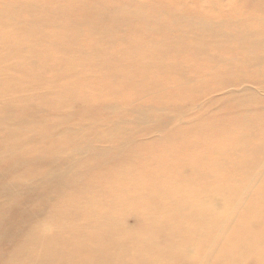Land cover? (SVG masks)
Instances as JSON below:
<instances>
[{
	"label": "bare ground",
	"instance_id": "6f19581e",
	"mask_svg": "<svg viewBox=\"0 0 264 264\" xmlns=\"http://www.w3.org/2000/svg\"><path fill=\"white\" fill-rule=\"evenodd\" d=\"M5 1H7V0H5ZM15 1H17V0H15ZM48 1L49 0H47V2ZM75 1H76L75 3L77 4V0H75ZM222 1L223 0H219V2H221V3H222ZM262 1L261 2L259 1L258 4H261ZM24 2H28V0L27 1L25 0ZM40 2H41V0H40ZM52 2H55V0H53ZM57 2H59V3H56V4L60 5V3L64 2V1H62V2L57 1ZM86 2H88V0ZM86 2H84V3L87 4ZM117 2H120V1L117 0ZM219 2L214 3L215 8H212V9L209 8V11H208L209 14H205L202 11L198 12V13L203 14L204 16L209 17V18L200 17L197 15V13H194L192 11L193 8H191V7H193V5L188 0H167V3L163 4L164 6H162L160 8H166V7H168V8L169 7L179 8L180 9L179 15L174 18L176 25H177V23H182L191 31L196 30L197 28L201 29V31L202 30L204 31V34H202V35H198L196 32H195L196 34L193 33V37L197 40H200V44H198L192 48V51L195 54L194 56H202V57L205 56V57H208L209 59H211L213 61H216V57L215 56L210 57L206 51L210 45H222L224 43H229V42L230 43L231 42H237V43L240 42V44L242 42H243V44L246 42L247 43L250 42L251 47L248 49V52H247L249 54V57H248V55H246V57H248L247 62H249L250 64H253V65L261 63V61L263 60L264 57L262 55H259L260 53L258 51L259 50L264 51V34H259L256 31H253V30L251 31L250 29H249V31H243L242 30V31L236 32L234 34H229L227 32L226 33H216L217 28L215 29V27H216L215 25H217V27L223 26L225 23H227L223 19L235 18V17H229V16L231 15V13L235 14V16H237L239 13L238 7H236L234 5V3H232L231 1L228 3L229 9L225 10V11H223V9H224L223 6L218 7L220 5ZM0 3H2V2H0ZM33 3H37V1L33 2ZM65 3H66V0L64 2V5L61 4L60 7H62V5L64 7ZM84 3L80 2L79 4H83L84 5L83 7H85ZM91 3L93 4L92 1H91ZM96 3H98V1ZM108 3L109 2L104 3V7H106V5H108ZM241 3H243V2H241ZM19 4L21 5V2L20 3L18 2V5ZM27 4H28L29 11L34 8L33 5H29V3H27ZM6 5H5V7L3 6V9H1L2 10L0 13L1 14L0 18L2 17L0 19L1 23H3L2 22L3 18L6 19L7 16L8 17L12 16V13H13L12 11L10 12L8 9V8H10V7H8L10 4H8L7 8H6ZM12 5H14V3H12ZM97 5H99V4H97ZM109 5H110V3H109ZM117 5H119V3ZM129 5L130 4L125 5V7H124L125 10H127V11L129 10L128 9ZM23 6L27 7V5H25V4H23ZM36 6H37V4H36ZM51 6L53 7V5H51ZM51 6H50V8H51ZM94 6L92 8H95L94 10H96L97 7H94ZM26 7L24 10H27ZM40 7H43V5L39 6V8ZM104 7H103V9H104ZM14 8H16V5ZM14 8H13V11H15ZM39 8H37V9L39 10ZM67 8L69 9V7H67ZM155 8H157V7H154V9ZM168 8H166V9L170 11V8L169 9ZM11 9H12V7H11ZM19 9H22V7H20ZM44 9L40 8L41 12H42V10L44 12ZM47 9H48V7H47ZM47 9H45V10L47 11ZM87 9L88 8L86 6V9L84 10V8H83L82 10L86 11ZM3 10H5V13L6 12L8 14L11 13V15H7L5 17L6 14L2 15ZM24 10H21L22 13H24ZM38 10L34 13L35 15L39 12ZM89 10H90V8H89ZM97 11H99V10H97ZM122 11H123V9H122ZM195 11H198V10H195ZM50 12H52L51 9L48 12L49 13L48 15H51ZM55 12H58V11H54L52 13L55 14ZM62 12H64V11H62ZM69 12H67L66 14H68ZM114 12L115 13H112L111 16H109V15L107 16V14L102 15L103 17L101 20L106 19V16H107V17H110L111 19H113V21H114L113 23H116V22L122 23V24L124 23V24H128L126 26H130L133 22V19L135 18L134 15L129 16V14H127V16H122L120 14V11L119 12L114 11ZM59 13H61V12L59 11L58 14ZM91 13H93V12H91ZM135 13L139 14L138 11H136ZM190 13H193V15L191 17L189 15ZM31 14H32V11L30 14L27 13L26 18L28 15H31ZM39 14H40V12H39ZM58 14H56L57 15L56 17H58ZM99 14H101V13H99ZM40 15H43V14L41 13ZM48 15L45 17L43 16V17L44 18H46V17L51 18V16H48ZM64 15H65V13H64ZM53 16H52V18H53ZM59 16L61 17V15H59ZM72 16H74V15L72 14ZM246 16L247 15H245V18H239L238 20L244 21L246 19ZM56 17H54V19ZM60 17H58V19L62 20L63 23L65 22L64 19L67 20L66 17L62 16L63 19H61L62 17L61 18ZM97 17L99 18V15H97ZM173 17H174V15H172V17L168 15V20L169 21L173 20ZM9 18H11V17H9ZM36 18H39V17H36ZM72 18L74 19V17H72ZM77 18H79V17H77ZM216 18H220V19L215 24H213L214 23L213 20ZM12 19H13V17H12ZM21 19L24 20V18H20V20ZM73 19H72V22H73ZM76 19H75V21H76ZM25 20H27V19H25ZM39 20H41V19L39 18ZM50 20H52V19H50ZM60 20H59V23H62V22H60ZM84 20H81V21H84ZM93 20H97V19L94 16H88V18L85 20L87 24L95 22V23H92L93 25L91 27H90L91 24L89 25V27L91 28L89 31H91L93 29V26L98 27L95 25V24H97L96 21H93ZM13 21H14V19H13ZM77 21H78V23L82 24L81 21L80 22H79V20H77ZM8 22L9 21H7L6 24ZM22 22H24V24L26 23V21H22ZM97 22H100V21L98 20ZM152 22H153V20H152ZM152 22L147 23V21H146V24L142 29L143 30L144 29L149 30ZM20 23H21V21H20ZM59 23L58 22L54 23V25L56 24L55 26H57V24H59ZM74 23H72L71 26H74V28H76L75 27L76 23L75 24ZM86 23H85V25H86ZM102 23H105V22L102 21ZM36 24H38V23H36ZM81 24H80V26H81ZM99 24L100 23H98L97 25H99ZM1 25L2 24H0V28H1ZM33 25L34 26H31V27H35V26L37 27V25H35V24H33ZM67 26H68V23H67ZM69 26H70V24H69ZM69 26H68V28H69ZM77 26H78L77 27V29H78L79 25H77ZM102 26H103V24H102ZM118 26H120V25H118ZM121 26H122L121 29L123 32V25H121ZM157 26H158V24H157ZM27 27H24V28H27ZM41 27H42V25H41ZM120 27H119V30H120ZM51 28H53V27H51ZM65 28L66 27H63V29H65ZM84 28L85 29H83V30H86L87 27L84 26ZM151 28H152V26H151ZM18 29H19L18 26L16 28L14 26V31L17 32ZM55 29H56V31H59V33H60L61 28L59 30H57V28H54V30ZM71 29H73V27H71ZM87 29H89V28H87ZM167 29H169V28H167ZM179 29H181V28H179ZM0 30L2 31V29H0ZM19 30H21V28ZM54 30H52L53 33L56 32V31L54 32ZM78 30H82V29H78ZM97 30H98V28H97ZM26 31H28V30H26ZM117 31L118 30L116 29V32ZM126 31H124L125 33L123 32L122 34H116L115 32L110 31V33L104 34L103 37L109 36L112 42L118 38L121 39L120 41H123V40L129 41L128 38L125 36ZM157 31L162 33L161 28ZM5 32H6V29H5ZM8 32L9 31H7V33ZM19 32L20 31L17 32L18 33L17 36L21 35V33H19ZM28 32H30V31H28ZM68 32H70V31H68ZM68 32H66V33H68ZM83 32H85V31H81L80 33L82 34ZM92 32L93 31H91L90 33H92ZM95 32H93L94 35L95 34L97 35V33H95ZM189 32H188V34H189ZM2 33H4V30ZM7 33H6V35H7ZM14 33H13V36H14ZM73 33H74V36H76V33L75 32H73ZM214 33H216V34H214ZM0 34H1V32H0ZM22 34H23V31H22ZM58 34L57 35L54 34V38H55V36L59 37L60 34H59V36H58ZM84 34H82L79 37L84 36ZM98 34L101 35V33H99V32H98ZM90 35H89V37H90ZM2 36L3 35H1L0 38H4ZM49 36H47V37H49ZM15 37H16V35H15ZM22 37H24V36L21 35V37H18V38L21 39ZM62 37L60 36L61 39L68 40V38L70 36H67L65 34L66 38H64V37L62 38ZM85 37L84 38L82 37V38L86 39ZM91 37H92V35H91ZM185 37L184 38L183 37L176 38V45L173 47L172 46L170 48L169 47H163L165 49H160L163 53L158 58H161L162 56L167 55V54H175V49L178 45L179 46L185 45V43H186V42L184 43ZM26 38H28V37H26ZM34 38H35V36H34ZM95 38H96V36L93 39H95ZM4 39H2V40L0 39V40L5 41ZM22 39H24V41H26L25 38H22ZM40 39H38L39 41H37V44H33V46L34 45L39 46V44L41 42ZM18 40L19 39H17V41ZM35 40H37V39H34L33 43L36 42ZM79 40H80V44H82L81 46L78 43ZM82 40L78 39V41H77L78 45L81 48L85 47V46H83V44L86 43L85 40H84L85 43ZM90 40L92 41V39H90ZM27 41H26V43L29 44L30 42H27ZM91 41H89V44ZM20 42H21L20 40H19V42H16V43H18L17 46H20ZM26 43H25V45L23 44L24 45L23 46L24 52L26 51L24 49L25 46L27 45ZM51 43H52V40H51ZM51 43L49 44V46L51 45ZM58 43L60 44V42H58ZM4 44H6V42ZM12 44H14V43H12ZM41 44H43V43H41ZM46 44H47V42H46ZM56 44L53 45L54 50H56V49L58 50L57 47L55 48V46H57ZM11 45L7 44V47L8 46L11 47ZM30 45H32V44L30 43ZM30 45H29V48H30ZM63 45H64V43H63ZM74 45H75V43H74ZM86 45H87V43H86ZM244 45H246V44H244ZM244 45H243V47H244ZM41 46L42 45H40L39 47H41ZM53 46H51V47H53ZM7 47H6V49H7ZM35 47L36 46H34L33 48H35ZM42 47H44V46H42ZM20 48L21 47H19V49ZM61 48H63V46ZM77 48H78V46H77ZM85 48H84V50H85ZM241 48H242V46H241ZM15 49H16V47H15ZM32 49H30V50H32ZM41 49H43V48H40V50ZM89 49H88V51H90ZM109 49H112V48H109ZM146 49H145V51H146ZM4 50H5V48H4ZM9 50H11V49H9ZM44 50H46L45 47H44ZM51 50H52V48H51ZM60 50H61V52H60V55H61L62 51H64V50H62V49H60ZM81 50H83V49H81ZM23 51L21 49V52H23ZM50 51H49V53H50ZM85 51H84V54H86ZM2 52H3V55L0 52V61H1L0 62V70L4 66L3 62H4V64H7V62H9L7 60V58L5 57L6 54L3 51V49H2ZM17 52H18V50H16V54H17ZM21 52H18V53L21 54ZM40 52H39V54H37L38 53V51H37L36 54L39 56V55H41ZM55 52L59 53V50L55 51ZM80 52H83V51H80ZM80 52H78L77 54H79ZM110 52L112 53V51H110ZM6 53H8V52H6ZM25 53H24V55H26V57H24V59H23L25 61H23V60L22 61L26 62V64H27V60H29V62H30V60H33V59L32 58L28 59L27 57H29V55H27V53L26 54ZM43 53H44V51L42 52V54ZM45 53H47V52H45ZM45 53H44V55H42L43 59L45 58L44 57ZM51 53H52V51H51ZM58 53L56 55H58ZM64 53H66V52H64ZM64 53H63V56L66 55ZM102 53H103V50H102ZM113 53H114V51H113ZM116 53H118V52H116ZM154 53H152V54L155 56ZM177 53L179 55H182V56H183V54H185V53H182L178 50H177ZM9 54L11 56V53H9ZM92 54H93V52H92ZM104 54H106V53H104ZM110 54H108V58H109ZM34 55H35V53H34ZM126 55H127V53H126ZM31 56L33 57V55H31ZM51 56H54V55H51ZM51 56L49 57V54H48V57L52 59ZM63 56H61V57H63ZM86 56H88V54H86ZM99 56H96V57H99ZM149 56L150 55H148V57ZM37 57L34 56V59H35V61L37 60V62H38L39 58H37ZM111 57H110V59H111ZM119 57H120V55H119ZM119 57L117 56V58L119 60L118 62H120V59H121V58L119 59ZM140 57H142V56H140ZM156 57H157V55H156ZM242 57L243 56H241V58ZM21 58L17 59V61L21 60ZM114 58L112 57V61ZM117 58L114 59L115 62L113 61L114 65H115V63H117ZM155 58H154L153 62H155ZM43 59H41V60L43 61ZM48 59H47V62H49L48 65H51L50 64L51 62L48 61ZM71 59H72V57H71ZM82 59H81V61H83ZM84 59H85V57H84ZM122 59H123V61H124V59L126 61V58L122 57ZM227 59H229V58H227ZM41 60H40V62H41ZM87 60H85V61H87ZM89 60L91 61L92 58ZM89 60H88V62H89ZM96 60H98V59H95L94 61H96ZM149 60H150V57L148 58V60L146 59L147 64L153 63V62H150ZM171 60H172V58H171ZM229 60H231V58ZM229 60H227V61H229ZM22 61H19V64H20L19 66L21 68L24 67V69H25V67H26L25 70H27L28 68L29 69L31 68V67H29L30 65L27 66L28 65L27 64L25 66L23 63H22L23 64L22 65L23 67H22L21 63H20ZM35 61L31 62V63L32 64L36 63ZM44 61L46 62L45 59H44ZM56 61L58 62V60H54L55 63H56ZM59 61H60V63H62L61 60H59ZM85 61L84 62L79 61V62L81 64V63H85ZM100 61H102V60H100ZM129 61L131 62V60H129ZM143 61H145V60H143ZM157 61H159V62H155V64L160 63L159 59H157ZM73 62H74V60H73ZM88 62L86 63V65L89 64ZM121 62H122V60H121ZM146 62H144V64H143V68H145V70H146V68H149L150 66L152 67V64H149L150 66H148L147 64H145ZM162 62H163V60H162ZM170 62L171 61H169V63ZM52 63H53V61H52ZM60 63H58V65ZM93 63H95V62H92V63L90 62L91 65ZM96 63H99V61H97ZM102 63H105V62H102ZM109 63H112V62H109ZM109 63H107V64H109ZM134 63H135V60H134ZM74 64L77 65L78 62L73 63V65ZM80 64H78L77 66H75V65L74 66L79 67ZM90 64H89V66H90ZM99 64H96V66ZM120 64H116V65H119L118 68L120 67ZM206 64L207 63H205L204 66L202 64L201 65L203 66V68L205 67V69H206V66H205ZM234 64H235V61H234ZM40 65H41V63L38 66H40ZM42 65H43V62H42ZM64 65L66 66V64H64ZM68 65H69V63H68ZM109 65L112 66V64H109ZM114 65L112 66L113 68H114ZM125 65H126V63H125ZM129 65H131V63L128 64L127 66H129ZM132 65H133V62H132ZM211 65L212 64H210V65L208 64L207 67L210 66V68L212 69L213 65H212V67H211ZM8 66H10V65L8 64ZM36 66L37 65H35V67ZM52 66H54V65H52ZM84 66L85 65L83 64L82 67H84ZM102 66H103V64H101V66H99V68ZM104 66H106V65L104 64ZM139 66H141V65H139ZM155 66H153V67L157 68ZM16 67L19 68L18 66H16ZM56 67H57V63H56ZM64 67L62 64L61 69ZM69 67L70 66H68V68ZM112 67H109V68L111 69ZM121 67H124V66H121ZM121 67H120V69H121ZM133 67H134V65H133ZM135 67H138V65H136ZM151 67L149 69L151 70V72H153L154 69H152L153 67L152 68ZM191 67L193 68V66H191ZM194 67H196V69H197V66L194 65ZM36 68L33 69V72L35 74H36ZM71 68H73V67H71ZM71 68L68 70L70 71ZM90 68L93 69V66ZM97 68H98V66H97ZM113 68L111 70L110 69L108 70V68H107L108 72H110L109 73L110 75H111V71L113 70ZM166 68L168 69V72L169 71L174 72L176 70L178 71L177 67L174 65H170ZM192 68H190L189 70H191ZM42 69H44V68H42ZM64 69H62V70H64ZM120 69H116V70H120ZM149 69H147V71H150ZM157 69H160V70H158V72H160L164 68L158 67ZM25 70H24V72H25ZM44 70H46V69H44ZM56 70H57V68H56ZM66 70H67V68H66ZM66 70H65V72H67ZM101 70L103 73L100 72ZM101 70L100 71L98 70L97 72H99V74H102L103 76L105 75V78L107 80H109V78L106 77V74L108 75V73L106 71H105L106 73L103 71L106 69L103 68ZM121 70H120V72H122V73H124L126 71V70H124V72H123ZM50 71H48V72H50ZM83 71L86 72V74H87V71H85V70H82V72L80 70L79 73L84 74ZM138 71L139 70H137V72ZM205 71L206 70L202 71V72H204V75H205ZM249 71H250V69H249ZM132 72L135 73V71L131 70L130 73L132 74ZM58 73H59V70H58ZM112 73H113V71H112ZM142 73L140 72L141 75H142ZM156 73H157V71L155 72V75H153V76L154 77L156 76V78L158 77L157 79H159V76H157V75H159V73H157V74ZM261 73H262V71H261ZM26 74H28V73L26 72ZM113 74H115V73H113ZM150 74L152 76V73H150ZM224 74H225V71L221 75L224 76ZM37 75H38V73H37ZM37 75H31L30 76L31 81L32 80L35 81L32 85L30 84L31 86H28V88H26V89H18V88L16 89L15 88L14 91H12L14 94H12V96H11V94H9L10 95L9 97L4 96L5 93L3 91H6L8 89V87H10L13 83H17V82L10 75H7L5 77L0 76V104L2 102V105H0V108L2 109L4 107V109L6 111V113L3 114V116H0V264H176L177 262L186 263V264H238V263L241 264V261L243 260V258H245V256L249 258L250 253H252L250 255H253L256 253V251L258 253L264 251V250H262V247L264 246V244L261 243V239L264 238V230L263 229L257 230L254 232V234H251V235H249V233H243V229L241 231L239 230L241 228L240 227L241 225L248 224L249 222L253 221L256 218H261V220H262L261 222H263V224H264V217L263 218H262V216L259 217L260 214H264V186H263V189H261L262 190L261 192H255L254 191V187L259 189L260 187H262L261 184L264 185V145L260 146L258 148V147L252 146V143L249 144L250 141L247 143V145L252 146V149H253V147L256 148V150L254 152L262 153V157H261L262 160H260V161L259 160L255 161V159H254V161H249L247 157H248V154H250V152H248V150H247L246 154L240 156L239 159H237V157H236V160L234 159V161H226V160H223V161L220 160V162L217 161L219 163H216V166L218 165V169L217 168L216 169L219 172L222 170H225V171H227V170H245L247 172V176L242 182H240L239 180H232V178L230 179L227 177V179L232 180V182L231 183L226 182L225 180H227V179L225 178L224 181L227 183L225 185V188L221 187L220 184H219L220 186L215 185L212 187L213 184H211V187H209V188L206 187L207 190L206 191L204 190V192H203V188L202 189H198V188L194 189L193 188L194 182H193V186H192V183H190L192 181H189V183L191 185L190 184H185L183 186L178 185L173 189H165L166 187H163L164 188L163 190H162V187L157 188V189L152 188L153 191L151 189V187H152V185H151V186H148L149 190L151 189L150 190L151 192L149 190L145 191V189L143 188L144 194H142L139 191L140 189H142V188H140L139 190L135 189V190H138L140 192V194H137L138 191L135 192L136 194L132 193L133 195H129V193H128V195H129L128 199H127L128 202H125L124 200L113 198V195H115L117 193V190H116V188L112 189L109 187L110 185L108 184V180L113 178V177L117 178V179L120 178L121 180H124V181L126 180V182H129V183H126V184H128L127 186H129V184H131V186L132 185L135 186V185L139 184L141 181L143 182V180L145 181V179H148V177L150 179H153V175H151L153 172L150 173L149 171L150 170L153 171L156 168L154 169L151 167V169L149 171L147 169H146L147 171H139V169H138V171L131 172L129 169H126V167H129V166L133 165L134 163H136L137 157L140 160V156L133 149L134 146H139V147L145 146V147H147L146 143H145V145H143L145 141L137 143V141L139 139H137L136 137H138L139 135L138 136H136V135L138 133L140 134L142 132V130H143V133L145 135L150 134V133H151L150 135H152L153 133L161 132V133H159L160 135L157 136L158 138H154L155 140H160L159 143H157L158 147H161L164 144L169 145L168 143H164V142L162 143V141H164L163 139L167 140L169 138V133H170V130L165 129L162 126V124H165L166 122H168L171 119V116H167L166 118L161 120V122H158V124H149V123H145V122L140 121V120H136V124H137L136 127L137 128L136 127L126 128V127L122 126V123L124 121L121 122V120H125L126 117L123 118L124 115H121L122 119L118 123H115L112 128H108L105 131L103 130L104 131L103 135L99 134L98 128H94V129L88 128V127H91V125L89 126L86 123L83 124L82 126L81 125L71 126V122H73L72 120L79 119V118H77L75 112L72 111L73 105L75 106L76 104H78L79 99L78 98L77 99H75V98L69 99L68 97H66V95H68V93L70 92L71 87H73V89H80L83 86V88L85 87L84 89H86L88 87H90V90L95 89V90H93L94 94L91 92L92 96H91V94H88V95H90V97L88 99H86L87 100L86 102L83 101L85 99V96H82L79 92L78 93L80 95L77 93L79 96H81V99L84 102V104H82V106L87 107L90 110L91 117L93 120L92 127H93V125H96V124H94L95 118H96L94 115H97L96 113L99 111V108L94 106L95 101L102 100V99H109L108 97H110V95H112L109 92V90L107 89V87H101V88L97 89L98 88V85H97L98 82L90 77L89 80H85L84 82H77L76 84L69 83L68 85H66L67 86L66 90H64V88L61 87V89L57 88L56 90H53V92L49 91L48 95H46L45 97H43L41 99L42 104H44V102H46L48 105L49 104H56L57 99H55L54 97H56L57 96L56 94L59 93V97H58L59 101L62 102L65 98H68L69 99L68 103L70 102L71 106H69V108H64V109L60 108V109L64 110L63 116L61 119L62 122L59 120L61 122L60 125L55 126V127L46 128V129L43 128L44 130L40 132L39 128H42L41 122H43L45 120V117L47 118V116H50L51 113L50 114L49 113L48 114H42L41 107L37 106L39 100L33 99V97L30 98L27 96V93L29 92L30 89H34V88L40 86L41 84H45V83L49 82L45 78L39 77ZM47 75H48V73H47ZM54 75L55 74H53L52 76H54ZM56 75H58V74L56 73ZM60 75H62V71H61ZM60 75H58V76H60ZM80 75L81 74H79V77L81 78L82 75L81 76ZM126 75L129 77L128 74H126ZM164 75H166V74H164ZM48 76H50V74ZM48 76H46V78ZM118 76L115 78L118 79L119 78ZM130 76H132V75H130ZM143 76H145V75H143ZM167 76H168V74H167ZM171 76H173V75H171ZM240 76H241V79L244 78V76H242V75H240ZM161 77H162L161 79H163L164 76L161 75ZM217 77H218V74H217ZM226 77L228 78V76H226ZM237 77H239V76H237ZM55 78H60V77H55ZM103 78L101 79V81L103 80L102 86H104V80H105ZM177 78H179V77H177ZM208 78L210 79V77H208ZM212 78L213 77H211V79ZM220 78H218V80L219 79L221 81L224 80L222 77H220ZM227 78H226V80H224V81H227L225 84H224V81L221 82L219 80V82L223 83L224 86L222 85V87H221V84L218 82L220 84L218 86V88H219V90L222 88H225V87L227 89H229V92L225 93V94H228V97H229L228 100H226V97L222 98V99H225L224 100L225 102L227 101L226 104H228V106H229L230 102H235V104L237 106H239L241 104H242V106H244L243 104L248 100L249 94L254 96L256 93H260V91L264 92V87H260V86H258V88L252 87V86H250V84L246 83L247 81H244V80H239L240 82H237V83H234V81H233V83H231L230 81L227 80ZM130 79H131V77H130ZM138 79H140V78H138ZM138 79H135V81ZM168 79L169 78H165L166 81ZM182 79L183 78H181V80ZM229 79H231V78H229ZM82 80L83 79H81V81ZM145 80H141V81H143L142 83H145L144 82ZM165 80H164V82H165ZM206 80H208V79H206ZM58 81H60V80H58ZM196 81L194 80V82H196ZM205 81H203L202 84H205ZM50 82H54V81H50ZM112 82H114V81H112ZM160 82L161 81H159V83ZM178 82H180V79ZM208 82H210V81H208ZM28 83H31V82H28ZM59 83H61V82H59ZM162 83H163V81H162ZM189 83H190V81L186 78V80H184L182 85H184L185 87H189ZM260 83L264 84V80H263V82H260ZM163 84L166 85V82ZM215 84H217V83H215ZM26 85L27 84H25V86ZM105 85H107V84H105ZM144 85H142V86H144ZM152 85H151V87H152ZM158 85L159 84L157 83V85H155V87ZM160 85H161V83H160ZM165 85H163V86L165 87ZM178 85H179V83H178ZM210 85H212V84H210ZM91 86H93L94 88L93 87L91 88ZM197 86H198V84H197ZM125 87H126V90H124V92L122 90V92L124 94L128 95L125 91H127L128 93H131L132 89L129 92V90H127L128 86H125ZM153 87H154V85H153ZM160 87L163 88L162 85ZM166 87H167V85H166ZM215 87H213L214 92H212V90L209 92L210 98L208 99V101H210V102H214V101L216 102L217 101L219 103V101H220V100L218 101L219 97H216L214 95L218 94V92H220V91H218L216 93L215 91L217 89H215ZM135 88H133V89H135ZM138 88H139V86L137 87V89ZM167 88L169 89V86ZM167 88H165V90H168ZM211 88L212 87H210V89ZM128 89H129V87H128ZM137 89H135V91ZM140 89H143V87ZM81 90H83V89H81ZM86 90L88 91V89H86ZM86 90H84V91H86ZM90 90H89V93H90ZM154 90L156 91L157 89L154 88ZM174 90H172V91H174ZM106 91H108L110 93V95L107 92L108 96H106ZM138 91H141V90H138ZM138 91H136L137 92L136 94L140 93ZM159 91H161V89ZM163 91H164V89H163ZM81 92H83V91H81ZM176 92H177V89H176ZM202 92H200V93H202ZM119 93H121V92H119ZM123 93H121V94H123ZM164 93H166V92H164ZM164 93L162 92V94H164ZM206 93H208V92H206ZM221 93H223V92H221ZM168 94H169V92H168ZM50 95H51V97H50ZM78 95H77V97H78ZM83 95H86L85 92L83 93ZM130 95L131 96H129V95L128 96L132 97V95H135L134 91H133V94L131 93ZM156 95H158V93H156ZM232 95H235V97H233ZM262 95H264V94H262ZM52 96H54V97H52ZM188 96H190V95H188ZM196 96H198V95H196ZM231 96H232V98L230 99ZM71 97H73V96H71ZM113 97H114V95H113ZM121 97H122V95H121ZM152 97H153V95H152ZM154 97H156V96H154ZM180 97L178 98V100L180 99ZM191 97H193V96H191ZM256 97H255V99H256ZM110 98H112V97H110ZM128 98H127L126 103L123 101L124 104H127L129 102ZM20 99L22 100V103H23L22 105H18V104H20ZM133 99H131L130 103L133 102L132 101ZM202 99H204V97ZM181 100H183V98ZM189 100H191V99H189ZM189 100H187V101H189ZM184 101H185V99H184ZM119 102H120L119 98H116V101L111 102V105H114L116 107H120L122 104ZM157 102L160 103L159 100H157ZM192 102H189L190 104L191 103L193 104L192 106L195 105L194 103H197V102H194L193 100H192ZM220 102H222V100ZM180 103H182V101ZM185 103L186 102H184V104ZM255 103H258V102L256 101ZM64 104H66V103H64ZM89 104H91V106H89ZM102 104L105 105L104 103H102ZM221 104L222 103H220V105L219 104L218 105L221 106ZM223 104L225 105V107L223 105L222 106L224 108H226V104L225 103H223ZM258 104H260V106L263 105L261 103H258ZM39 105H40V103H39ZM67 105H64V106H67ZM198 105L199 106L203 105V107H204V104H198ZM232 105H234V104L232 103ZM44 106H45V108L43 107L44 109H46V110L49 109V108L47 109L46 104ZM55 106H57V104ZM76 107H78V105H76ZM94 107H96V108H94ZM223 107L222 108L220 107V108L224 112ZM245 107H246V104H245ZM258 107H259V105H258ZM52 108H54V107L52 106ZM242 108H244V107H242ZM1 109H0V111H1ZM50 109H51V107H50ZM232 109H233L232 111H237V109H239V108L234 110L235 108L232 107ZM262 109H263V107H262ZM52 110H49V111H52ZM118 110L119 109L113 110L111 115H113L114 113H120ZM230 110H231V108H230ZM230 110H229V112H230ZM248 110L251 111L249 109V107H248L247 111ZM253 110L255 111V108L252 109V112H253ZM256 110H257V106H256ZM19 111H22L21 115H18ZM219 111H221V110L219 109ZM258 111H259V109H258ZM241 112L243 114L244 111L242 110ZM215 113L218 114V112H215ZM255 113L256 112H254V114ZM257 113H259V112H257ZM188 114H186V115H188ZM198 114H196V116ZM217 114H216V116H217ZM228 114H230V113H228ZM234 114L238 115V113H233L232 115H234ZM259 114H258V117L262 118L264 116L263 112H262L263 116H259ZM115 115H117V114H115ZM211 115L212 114H210V116ZM125 116H127V115H125ZM220 116H221L220 117V119H221L222 115H220ZM241 116H243V115H241ZM218 117H219V114H218ZM224 117L228 118L226 114H224ZM224 117L222 118V120L224 119ZM81 118H80V120H81ZM110 118L108 120H110ZM238 118L235 121H238L239 120ZM247 118H249V117H247ZM252 118H255V117L253 116ZM51 119H53V117ZM212 119L214 121V117ZM250 119L247 120L246 122L250 123V121L251 122L255 121L257 118L255 120L254 119L250 120ZM112 120L113 119H111V121ZM208 120L210 121L209 117H208ZM225 120L227 121V119H225ZM225 120H224V122H226ZM245 120L246 119H244V121ZM75 121H77V120H75ZM183 121L186 122V120H183ZM203 121H205V120H203ZM221 121L219 122V119H218V121H217L218 123L213 122L214 126H215V124H216V126L221 124ZM244 121H242V123ZM84 122H85V120H83V123ZM105 122L107 123L106 120H105ZM96 123L101 124L102 122L96 121ZM198 123H202V121L201 122L198 121ZM228 123H229V121H228ZM235 123L237 124V122H235ZM239 123H240V120H239L238 124ZM242 123H241V125H243ZM247 123H246V125L249 126V124H247ZM261 123H263V122H261ZM102 124L106 125L104 123H102ZM188 124H190V122ZM225 124L227 126V123H225ZM229 124L227 127L230 126ZM251 124L254 125L256 123L254 122V124H253V122H252V123H250V125ZM86 126H88V127H86ZM184 126H186V124ZM188 126H186L185 128L188 129ZM94 127H96V126H94ZM104 127H106V126H104ZM180 127L183 128L182 126H180ZM201 127L203 128V126H201ZM221 127H222L221 132L223 131L222 133H224L225 130H223V126H221ZM181 128L179 130H181ZM215 128H217V127H215ZM205 129H208V127L207 128L205 127ZM213 129L214 128H212V130ZM236 129H237V127H236ZM188 130H192V129H188ZM215 130H213V131H215ZM194 131H192V132H194ZM83 132H88L89 136H86V134H82ZM205 132H202V133L205 134ZM232 132H235V131H232ZM177 133H181V131L177 132ZM202 133H201V135L204 136ZM1 134H4L5 138L2 139ZM74 134L76 135V137L73 136L75 138H73V137L71 138L70 136H72ZM219 134H220V132H219ZM125 135L127 138H125ZM230 136L228 137L229 139H231ZM121 137H123L125 139H122ZM181 138L184 139L186 137H181ZM181 138L180 139L178 138V141L181 140ZM154 139H152V140H154ZM186 140H187V138H186ZM194 140L192 139V144L196 145L198 140H197V142ZM41 141L45 145H39L38 142H41ZM188 141H186L184 143H187ZM193 141L196 143H194ZM105 142L110 143L112 146L116 147L117 149H123L124 147L122 145H128L126 148L131 149V151L127 153V150H128L127 149L126 151L121 152L119 157H117V156L116 157L106 156V155L111 154L110 152H112V150L105 151L103 154L101 153V149H102L101 144H103ZM184 143L183 144L181 143L178 145V147H176V146L175 147L176 148H182V147H184ZM190 143H191V141H190ZM199 143L200 142H198V144ZM261 143L263 144L262 141H261ZM174 144H175V142H174ZM200 144H202V143H200ZM190 145L191 144H189V146ZM243 145H245V144L243 143ZM201 146H203V145H201ZM201 146L198 145V147H201ZM213 146L214 145H212V147L211 146L210 147L213 148ZM165 147L167 149L168 148L170 149V146H165ZM186 147H187V145H186ZM135 148H137V147H135ZM222 148H223V146H222ZM203 149L205 150V148L202 147V151H203ZM252 149H250V150H252ZM174 150H176V149H174ZM178 150H180V149H178ZM229 150L230 149L228 147V150H227L228 153L225 152L226 155L231 154L230 153L231 151L229 152ZM168 152L170 153V151H168ZM171 152H172V150H171ZM218 152H220V151L218 150ZM173 153H175V152H173ZM223 153H222L221 159H223L225 156ZM170 154H172V153H170ZM214 154L215 153H213L212 155H214ZM217 154H219V153H217ZM200 155H201V151H200ZM172 156H174V155H172ZM172 156L170 155V157H172ZM204 156H201V157H204ZM215 156H216V154H215ZM217 156H220V155H217ZM226 157H228V156H226ZM259 157H260V155H259ZM175 158L179 159V157H175ZM172 159H173V157H172ZM172 159H171V161L176 163V159L175 160H172ZM197 159H198V157H197ZM197 159H194V160H197ZM203 159H202V161H203ZM180 162H178V163H180ZM213 162H212V165L215 164V163L213 164ZM176 164H174V165H176ZM165 165L168 166L166 163H165ZM186 165L191 167V168L193 167L196 174L198 175V176H196V179L199 181L200 184H202V187L203 186H210V183H209L210 176H209V178H207V177L202 178L201 177V176H203L201 174L204 173L203 169L201 168V165L195 166V163H192V162H189ZM140 167L138 166L135 169L137 170V168H140ZM147 168H149V166ZM159 169L162 170V168H160V167H159ZM213 169L215 170V168H213ZM219 169H221V170H219ZM142 170H145V168L143 167ZM162 172H163V170H162ZM141 174H143L144 176L142 175V176L138 177V175H141ZM171 175H173V173ZM167 176H168V174H167ZM216 176H217V174H216ZM216 176L214 175L213 177H216ZM141 177H144L145 179L143 178V180H142ZM170 177L172 178V176H170ZM218 178H219V176H218ZM164 179H165V177H164ZM173 180L175 181V178H173ZM173 180L171 181V183L173 182ZM217 180H221V179H217ZM176 182H178V181H176ZM181 182H182V180L180 181V183ZM206 182L209 183V185H204ZM184 183H186V180ZM149 184L150 183H147V185H149ZM147 185L145 184V186H147ZM181 192L191 193V198L180 197L179 194ZM203 193H204V195H203ZM153 196H154V198H153ZM145 199H146L145 205H141V203ZM149 199H152V201H150ZM131 204L135 205V207L132 208L133 212L131 214L137 216L138 221L139 220L143 221L144 224H145L144 221H148L151 224V226H147L141 232L138 231V229L135 231H130V230H126V226L124 223L118 222L120 219L118 216L119 215L118 212L126 209L127 207L130 208ZM209 204H211V205H209ZM246 211H248V212H246ZM251 212H253V214H250ZM164 221L166 222V225H162V223ZM117 224L123 230H120L119 226ZM124 228H125V230H124ZM161 237H163L164 242L159 240V238H161ZM217 250L220 251V255L218 257H215L214 253ZM255 261H258V259L257 260L255 259ZM259 263H261V261Z\"/></svg>",
	"mask_w": 264,
	"mask_h": 264
},
{
	"label": "rangeland",
	"instance_id": "374dc122",
	"mask_svg": "<svg viewBox=\"0 0 264 264\" xmlns=\"http://www.w3.org/2000/svg\"><path fill=\"white\" fill-rule=\"evenodd\" d=\"M25 0H17V1H15V0H7V1H5V0H0V2H2V3H0V13H1V9H3V6L5 7V5L8 3V4H10L9 6H8V4L6 5V8H7V6L8 7H10V8H8L9 9V11L11 12H13L12 13V16H9V17H11V18H9L7 15H11V13H5V10H3V13H2V15H4V14H6L5 15V17H6V19L5 18H3L2 20V22L3 23H1V21H0V24H2L1 25V28L0 29H2V31L0 30V32H1V34H0V36L1 35H3L2 37H6L5 39L4 38H0L1 40L2 39H4L5 41H1L0 40V52L2 53V55H3V52H2V49H3V51L5 52V57L7 58V60L9 61V62H7V64H4V62H3V67L1 68V70H0V76H2V77H5V76H7V75H10V76H12V78H14V80L17 82V83H13L10 87H8V89L6 90V91H3L5 94H4V96H10L9 94H11V96H12V94H14L12 91H14V89L16 88H18V89H26V88H28V86H31L35 81H31V79H30V76L31 75H37V73H38V75L37 76H39V77H42V78H45L47 81H49V82H47V83H45V84H41L40 86H38V87H36V88H34V89H30L29 90V92L27 93V96L28 97H33V99H36V100H39L38 101V104H37V106H40L41 107V109H42V114H50V116H47V118L45 117V120L43 121V122H41L42 123V128H39V131L41 132V131H43L44 129H46V128H50V127H55V126H58V125H60L61 124V122H62V116H63V112H64V110H62V109H64V108H69V106H71V104H70V102L68 103V100L69 99H72V98H75V99H79V103L78 104H76V105H78V107H76V105L74 106L73 105V108H72V111L73 112H75V114H76V116H77V118H79V119H75V120H77V121H75V120H72L73 122H71V126H77V125H83V124H87V125H91V127H88V126H86V127H88V128H98V131H99V134H101V135H103L104 134V131L106 130V129H108V128H112L113 127V125L115 124V123H118L122 118H121V115H124L123 116V118L124 117H126L125 118V120H121V122L122 121H124L123 123H122V126H124V127H126V128H133V127H136V120H140V121H143V122H145V123H149V124H158V122H161V120H163L164 118H166L167 116H171V119L168 121V122H166L165 124H162V126L165 128V129H168V130H170V133H169V138L166 140V139H163L164 141H162V143L164 142V143H168L169 145H167V144H164L163 146H161V147H158V144L157 143H159V141L160 140H155L154 138H158L157 136L158 135H160L159 133H161V132H158V133H153L152 135H150V134H144L143 133V130H142V132L139 134H137L136 136H138V137H136L137 139H139L138 141H137V143L138 142H143V141H145L144 142V144L143 145H145V143H146V145H147V147H139V146H134V150L136 151V153L140 156V160H139V158L137 157V162L136 163H134L133 165H131V166H129V167H126V169H129L131 172H133V171H138V169H139V171H149L150 169H151V167L152 168H156L155 170H153V171H149L150 173L151 172H153L151 175H153V179H150L149 177H148V179H145L144 177H141L142 178V180H143V178L145 179V181L143 180V182L141 181L139 184H137V185H135V186H131V184H129V186H127L128 184H126V183H129V182H126V180L124 181V180H121L119 177V179H117V178H111V179H109L108 180V184L110 185L109 187L110 188H112V189H115L116 188V190H117V193L115 194V195H113V198H116V199H120V200H124L125 202H128L127 201V199H128V196L129 195H133V194H136L135 192H137L140 188H142V189H140L139 191L142 193V194H144V190H143V188L145 189V191H147V190H149V187L148 186H151L152 185V187H151V189L153 188V189H157V188H161L162 187V190L164 189L163 187H166L165 189H173V188H175L176 186H183V185H185V184H190V183H192V186H193V182H194V186H193V188L195 189H202L203 188V192H204V190L206 191L207 189H206V187H211V184H213L212 185V187L213 186H220L221 185V187H223V188H225V185L227 184L226 182H228V183H231L232 182V180H239L240 182H242L245 178H246V176H247V172L245 171V170H227V171H225V170H222V171H218L217 169H218V165L216 166V163H219L220 162V160L221 161H223V160H226V161H234V159L236 160V157H237V159H239V157L240 156H242V155H244V154H246L247 153V150H248V152H250V154H248V160L249 161H254V159H255V161H260V160H262V153H259V152H254L255 150H256V148H254V147H260V146H263L264 145V116H263V114H262V112L264 113V95H262V94H264V92H262V91H260V93H256L254 96H252L251 94H249V97H248V100L243 104L244 106H242V104L241 105H239V106H237L236 104H235V102H230L229 103V106H228V104H226L227 103V101L225 102L224 100L225 99H222V98H225L226 97V100H228V94H225V93H228L229 92V89H227L226 87L225 88H222V89H220L219 90V88H218V86L221 84V87H222V85H223V83H221L222 81H224V80H226V76H228V78H227V80L228 81H230L231 83H233V81H234V83H237V82H240L239 80H244V81H247L246 83L247 84H250V86H252V87H255V88H258V86H260V87H264V84H261L260 82H263V80H264V58H263V60L261 61V63H259V64H255V65H253V64H250L249 62H247V58L249 57V54L247 53L248 52V49L251 47V43L250 42H246V43H244V44H246V45H244L243 44V42L240 44V42L239 43H237V42H229V43H224V44H222V45H210L208 48H207V53H208V55L210 56V57H212V56H215L216 57V61H213V60H211V59H209L208 57H202V56H194L195 54H194V52L192 51V48L194 47V46H196V45H198V44H200V40H197V39H195L194 37H193V33L194 34H198V35H202V34H204V31L202 30L201 31V29H196V30H193V31H191V30H189L184 24H182V23H177V25L175 24V21H174V18L176 17V16H178L179 15V8H174V7H169L170 8V11L169 10H167L166 8H168V7H166V8H160V7H162V6H164L163 4H166L167 3V0H118V1H120V2H117V0H97L98 1V3H96L97 1L96 0H88V2H86L87 0H77V4L75 3L76 1L75 0H66V3H65V6L63 7V5H64V2H65V0H55V2H52L53 0H49L48 2H47V0H41V2H40V0H28V2H24ZM27 1V0H26ZM30 1V2H29ZM37 1V3H33V2H36ZM57 1H60V2H62V1H64V2H62V3H60V5H57L56 3H59V2H57ZM86 2L87 4H85L84 2ZM91 1L93 2V4L95 5H93L92 3H91ZM106 1V2H105ZM126 1V2H125ZM188 1H190L191 2V4L193 5V7H191V8H193L192 9V11L194 12V13H197V15L198 16H200V17H206V16H204L203 14H200V13H198V12H200V11H202V12H204L205 14H209L208 13V11H209V8L210 9H212V8H215V6H214V3L215 2H219V0H188ZM232 2V3H234V5L236 6V7H238V9H239V13H238V15L237 16H235V14H232L231 13V15L229 16V17H235V18H232V19H227V18H225V19H223L224 21H226L227 23H225L223 26H220V27H217V25H215L216 27H215V29H216V33H229V34H234V33H236V32H239V31H249V29L252 31H256L257 33H259V34H264V0L262 1V0H223L222 1V3L221 2H219L220 3V5L218 6V7H221V6H223V11H225V10H228L229 8H228V3L229 2ZM259 1L261 2L262 1V3L261 4H258L259 3ZM18 2L20 3L21 2V5L19 4L18 5ZM80 2H82V3H84L85 4V7H83L84 5L83 4H79ZM96 4H95V3ZM107 3V2H109L110 3V5H109V3H108V5H106V7H104V3ZM112 2V3H111ZM126 4H125V3ZM241 2H243V3H241ZM5 3V4H4ZM12 3H14V5H12ZM27 3H29V5H33L34 6V8L33 9H31L30 11H29V9H28V4ZM41 3V4H40ZM52 3V4H51ZM114 3V4H113ZM119 3V5H117ZM23 4H25V5H27V7L26 6H23ZM36 4H37V6H36ZM61 4H63L62 5V7H60L61 6ZM97 4H99V5H97ZM128 4H130L129 5V7H128V11L127 10H125V5H128ZM199 4V5H198ZM257 4V5H256ZM12 5V6H11ZM15 5H16V8H14L15 7ZM43 5V7H40L41 9H47V7H48V9H47V11L44 9V12H43V10H42V12H41V10H40V8H39V6H42ZM51 5H53V7L51 6ZM97 5V6H96ZM116 5V6H115ZM134 5V6H133ZM255 5V6H254ZM18 6V7H17ZM50 6H51V8H50ZM57 6V7H56ZM80 6V7H79ZM86 6H87V10L86 11H84L85 9H86ZM90 6V7H89ZM97 7V9L96 10H94L95 8H92V7ZM115 6V7H114ZM253 6V7H252ZM260 6V7H259ZM262 6V7H261ZM11 7H12V9H11ZM20 7H22V9H19ZM25 7L27 8V10H24L25 9ZM67 7H69V9L67 8ZM84 8V10H82L83 8ZM103 7H104V9H103ZM154 7H157V8H155L154 9ZM217 7V8H218ZM255 7V8H254ZM13 8H14V10L15 11H13ZM37 8H39V10L37 9ZM51 9V11L52 12H54V11H60L61 13H59L58 14V12H55V14H53L52 12H50V14L51 15H48L49 13V11H50V9ZM61 8V9H60ZM65 8V9H64ZM89 8H90V10H89ZM168 8V9H169ZM5 9V8H4ZM11 9V10H10ZM17 9V10H16ZM40 12V14L42 13L43 15H40L39 14V12L35 15L34 13L37 11V10ZM79 9V10H78ZM92 9V10H91ZM112 9V10H111ZM119 9V10H118ZM122 9H123V11H122ZM198 10V11H195V10ZM7 10V9H6ZM21 10H24V13H22V11ZM34 10V11H33ZM54 10V11H53ZM81 10V11H80ZM89 10V11H88ZM94 10V11H93ZM97 10H99V11H97ZM131 10V11H130ZM231 10V9H230ZM31 11H32V16L34 17H32L31 15H28L27 16V18H26V15H27V13L28 14H30L31 13ZM62 11H64V12H62ZM69 12L68 14H66L67 12ZM114 11H116V12H119L120 11V14L122 15V16H127V14H129V16L130 15H134L135 16V18L133 19V22H132V24L130 25V26H126V25H128V24H122V23H118V22H116V23H113L114 21H113V19H111L110 17H107L108 15L109 16H111V14L112 13H115ZM136 11H138L139 12V14H136L135 12ZM150 11V12H149ZM30 12V13H29ZM82 12V13H81ZM91 12H93V13H91ZM15 13V14H14ZM17 13V14H16ZM20 13V14H19ZM64 13H65V15H64ZM99 13H101V14H99ZM253 13V14H252ZM14 14V15H13ZM34 14V15H33ZM51 16V18H48V17H46V18H44L45 16ZM56 14H58V17H60L59 15H61V17L63 16V17H66L67 18V20L66 19H64L65 20V24L62 22V20H60V19H58V17H56L57 15ZM72 14L74 15V16H72ZM96 14V15H95ZM107 14V16H106V19H104V20H101L102 19V15H106ZM149 14V15H148ZM240 14V15H239ZM1 15V14H0ZM54 15V16H53ZM94 16L97 20H93V21H96V23L98 24V23H100L99 25H97V24H95L96 26H98V27H94L93 26V29L96 31L97 30V28H98V32L99 33H101V35H99L98 34V32L96 31H94L93 29L91 30V31H93V32H95V33H97V35L95 34L94 35V33L92 34V33H90L91 31H89L91 28V26L93 25L92 23H95V22H92V23H86V19L88 18V16ZM97 15H99V18L97 17ZM168 15L169 16H171L172 17V15H174V17H173V20H171V21H169L168 20ZM190 15V17L193 15V13H190L189 14ZM243 15V16H242ZM245 15H247L246 16V19L244 20V21H239L238 19L239 18H245ZM256 15V16H255ZM16 16V17H15ZM44 16V17H43ZM52 16H53V18H52ZM81 16V17H80ZM217 16V15H216ZM4 17V16H3ZM12 17H13V19H14V21H13V19H12ZM30 17V18H29ZM36 17H39L41 20H39V18H36ZM54 17H56L55 19H54ZM60 17V18H61ZM63 17L61 18V19H63ZM72 17H74V19L72 18ZM77 17H79V18H77ZM83 17V18H82ZM250 17V18H249ZM2 18V17H1ZM0 18V19H1ZM20 18H24V20H20ZM29 18V19H28ZM77 18V19H76ZM142 18V19H141ZM149 18V19H148ZM206 18H209V17H206ZM16 19V20H15ZM18 19V20H17ZM25 19H27V20H25ZM44 19V20H43ZM48 19V20H47ZM50 19H52V20H50ZM58 19V20H57ZM70 21H69V20ZM72 19H73V22H72ZM75 19H76V21L77 20H79V22L81 21V20H84V21H81L82 22V24L81 23H78V21L76 22L75 21ZM112 21H111V20ZM140 19V20H139ZM147 19V20H146ZM153 20V22H152V20ZM220 18H216V19H214L213 20V24H215L218 20H219ZM21 21V23H20V21ZM57 20V21H56ZM59 20H60V22H62V23H59ZM100 21V22H97V21ZM109 20V21H108ZM5 21V22H4ZM7 21H9L7 24H6V22ZM12 21V22H11ZM19 21V22H18ZM22 21H26V23L24 24V22H22ZM41 21V22H40ZM45 21V22H44ZM56 21V22H55ZM67 21V22H66ZM102 21L103 22H105V23H102ZM146 21H147V23L148 22H152L151 23V26H152V28H151V26H150V28H149V30H147V29H142L144 26H145V24H146ZM158 21V22H157ZM38 23V24H36V23ZM59 23V24H57V26L59 27H57V26H55L54 25V23ZM76 24H75V23ZM67 23H68V26H69V24H70V26H69V28H68V26H67ZM72 23H74L76 26V28H74V26H71V24ZM85 23H86V25H85ZM158 24V26H157V24ZM239 23V24H238ZM14 24V25H13ZM33 24H35V25H37V27L35 26V27H31V26H34ZM40 24V25H39ZM80 24H81V26H80ZM102 24H103V26H102ZM113 24V25H112ZM39 25V26H38ZM41 25H42V27H41ZM77 25H79V28L78 29H82V30H78L77 29ZM89 25H90V27H89ZM118 25H123V32L124 31H126V34H125V36L128 38V40L129 41H125V40H123V41H120L121 39H115L113 42L111 41V39H110V37L109 36H106V37H103V35L104 34H106V33H110V31H112V32H115L116 34H122L123 32H122V26L120 27V26H118ZM176 25V26H175ZM235 25V26H234ZM3 26V27H2ZM14 26H15V28L18 26L19 27V29L21 28V30H17V32L18 31H20L19 33H21V35L22 36H24V37H22V38H25L26 39V41L27 42H30L32 45H30V43L29 44H27L26 43V41H24V39H20V38H18V37H21V35L20 36H17L18 35V33L16 32V31H14ZM28 26V27H27ZM83 26V27H82ZM84 26L85 27H87V28H89V29H87L86 28V30H83V29H85L84 28ZM100 26V27H99ZM247 26V27H246ZM24 27H27V28H24ZM39 27V28H38ZM51 27H53V28H51ZM63 27H66L65 29H63ZM71 27H73V29H71ZM119 27H120V30H119ZM129 27V28H128ZM23 28V29H22ZM32 28V29H31ZM38 28V29H37ZM54 28H57V30H59L60 28H61V30H60V33H59V31H56V29L54 30ZM96 28V29H95ZM127 28V29H126ZM136 28V29H135ZM161 28V30H162V33L161 32H158L157 30H159ZM167 28H169V29H167ZM179 28H181V29H179ZM242 28V29H241ZM248 28V29H247ZM5 29H6V32H5ZM67 29V30H66ZM111 29V30H110ZM116 29L118 30L117 32H116ZM126 29V30H125ZM129 29V30H128ZM156 29V30H155ZM241 29V30H240ZM3 30H4V33H2L3 32ZM12 30V31H11ZM16 30V29H15ZM25 30V31H24ZM26 30H28V31H30V32H28V31H26ZM39 30V31H38ZM52 30H54V32L55 33H53V31L51 32ZM74 30V31H73ZM89 32H88V31ZM114 30V31H113ZM7 31H9L8 33H7ZM22 31H23V34H22ZM37 31V32H36ZM68 31H70V32H68ZM72 31V32H71ZM81 31H85V32H83L82 34H84V36H82L83 38L85 37L86 39H83L82 37H79V36H81L82 34L80 33ZM190 31V32H189ZM262 31V32H261ZM16 34H15V33ZM65 32V33H64ZM66 32H68V33H66ZM73 32H75L76 33V36H74V33ZM88 32V33H87ZM188 32H189V34H188ZM192 32V33H191ZM196 32V33H195ZM6 33H7V35H6ZM13 33H14V36H13ZM32 33V34H31ZM46 33V34H45ZM53 33V34H52ZM59 33L60 34V36L62 37H64V38H66L65 37V34L67 35V36H70L69 38H68V40H66V39H61L60 38V36H59V34H58V36L59 37H56L55 36V38H54V34L55 35H57V34ZM71 33V34H70ZM92 35V37H91V35ZM125 33V32H124ZM148 33V34H147ZM216 33H214V34H216ZM10 34V35H9ZM26 34V35H25ZM31 34V35H30ZM52 37H50L49 35ZM62 34V35H61ZM64 34V35H63ZM78 34V35H77ZM81 34V35H80ZM147 34V35H146ZM191 34V35H190ZM9 35V36H8ZM15 35H16V37H15ZM39 37H37V36ZM41 35V36H40ZM89 35H90V37H89ZM152 35V36H151ZM28 37V38H26V37ZM34 36H35V38H34ZM47 36H49V37H47ZM78 36V37H77ZM96 36V38L95 39H93L94 37ZM186 36V37H185ZM45 37V38H44ZM62 37V38H63ZM75 39H74V38ZM143 37V38H142ZM178 37H185V39H184V43H185V45H183V46H177L176 47V49H175V54H167V55H164V56H162L161 58H158V57H160L161 56V54L163 53L160 49H165V48H163V47H173V46H175L176 45V38H178ZM42 40H41V39ZM49 38V39H48ZM51 38V39H50ZM88 38V39H87ZM17 39H19L21 42H20V46H17L18 45V43H16V42H19V40L17 41ZM32 39V40H31ZM34 39H37V40H35L36 42L35 43H33L34 42ZM38 39H40V44H39V46L40 45H42V46H44L45 47V49L46 50H44V47H39L38 45H34V46H36L35 48H33L34 46H33V44H37V41H39ZM60 39V40H59ZM78 39H83L82 41L84 42V40H85V42L87 43V45H86V43L85 44H83V46H87L86 48L85 47H83V48H81L80 46L82 45V44H80V40L78 41ZM90 39H92V41L90 40ZM97 39V40H96ZM151 41H150V40ZM30 40V41H29ZM51 40H52V43H51ZM65 40V41H64ZM76 40V41H75ZM157 40V41H156ZM23 41V42H22ZM50 41V42H49ZM56 41V42H55ZM77 41H78V43L80 44V46L78 45V43H77ZM89 41H91L90 42V44H89ZM6 42V44H4ZM8 42V43H7ZM46 42H47V44H46ZM49 42V43H48ZM58 42H60V44L58 43ZM66 42V43H65ZM12 43H14V44H12ZM25 43L27 44L26 46H25V52L27 53V55H29V57H27L28 59H33L34 61H35V59H34V56H38L37 54H39V52H40V54L41 55H39L37 58H39L38 59V62H37V60L35 61L36 63H31V62H34L33 60H30V62H29V60H27V64H26V62H23V61H25V60H23L24 59V57H26V55H24V51H23V46L25 45ZM41 43H43V44H41ZM51 43V45L49 46V44ZM57 43V44H56ZM63 43H64V45H63ZM74 43H75V45H74ZM77 43V44H76ZM7 44H12L11 45V47L10 46H8L7 47ZM24 44V45H23ZM54 44H56L57 46H55V48L57 47L58 48V50H59V53H58V55H56L57 53L55 52V51H58L57 49L56 50H54ZM62 44V45H61ZM116 44V45H115ZM22 45V46H21ZM29 45H30V48H29ZM243 45H244V47H243ZM14 46V47H13ZM33 46V47H32ZM47 46V47H46ZM51 46H53V47H51ZM63 46V48H61ZM77 46H78V48H77ZM241 46H242V48H241ZM6 47H7V49H6ZM15 47H16V49H15ZM19 47H21L20 49H19ZM52 48V50H51V48ZM99 47V48H98ZM147 49H146V48ZM247 47V48H246ZM4 48H5V50H4ZM18 48V49H17ZM27 48V49H26ZM33 48V49H32ZM40 48H43V49H41L40 50ZM83 49V50H81V49ZM84 48H85V50H84ZM90 48V49H89ZM105 48V49H104ZM109 48H112V49H109ZM143 48V49H142ZM9 49H11V50H9ZM13 49V50H12ZM21 49H22V51L23 52H21ZM30 49H32V50H30ZM52 51V53H51V51H50V53H49V51ZM60 49H62V50H64V51H62V53H61V55H60V52H61V50ZM88 49L90 50V51H88ZM145 49H146V51H145ZM209 49V50H208ZM247 49V50H246ZM16 50H18V52H21V54H19L18 52H17V54H16ZM38 51V53H37V51ZM54 50V51H53ZM77 50V51H76ZM79 50V51H78ZM102 50H103V53H102ZM112 51V53L110 52V51ZM177 50L178 51H180V52H182V53H185V54H183V56L182 55H179L178 53H177ZM44 51V53L45 52H47V53H45V60H46V62L44 61V59L42 58L43 56L42 55H44V53L42 54V52ZM73 51V52H72ZM80 51H83V52H80ZM84 51L86 52V54H88V56H86V54H84ZM107 51V52H106ZM111 53H109V52ZM113 51H114V53H113ZM144 51V52H143ZM188 51V52H187ZM191 51V52H190ZM6 52H8V53H6ZM55 52V53H54ZM64 52H66V53H64ZM75 52V53H74ZM78 52H80L79 54H77ZM88 52V53H87ZM92 54V52H93V54L91 55L90 53ZM116 52H118V53H116ZM155 52V53H154ZM217 52V53H216ZM260 54L259 55H262L263 57H264V51L263 50H259L258 51ZM9 53H11V56H10V54ZM25 53V54H26ZM34 53H35V55H34ZM37 53V54H36ZM63 53L64 54H66L65 56H63ZM104 53H106V54H104ZM110 54L109 55V58H108V54ZM116 53V54H115ZM126 53H127V55H126ZM149 53V54H148ZM152 53H154L155 54V56L152 54ZM210 53V54H209ZM220 53V54H219ZM244 53V54H243ZM14 54V55H13ZM47 54V55H46ZM48 54H49V57L51 56V55H54V56H51L52 57V59L51 58H49L48 57ZM76 54V55H75ZM100 56H99V55ZM150 55L149 57H150V62H153L154 61V58L156 57V55H157V57L155 58V62H159V61H157V59H159L160 60V63H156L155 64V62H153V63H149V64H152V67L153 66H155V67H163L164 69L163 70H161L160 72H158V70H160V69H157V68H152L149 64H147V62H146V59L148 60V55ZM31 55H33V57L31 56ZM56 55V56H55ZM103 57H102V56ZM116 57H115V56ZM119 55H120V57H119ZM124 55V56H123ZM130 55V56H129ZM146 55V56H145ZM246 55H248V57H246ZM49 58H47V57ZM61 56H63V57H61ZM91 56V57H90ZM96 56H99V57H96ZM114 58H117V56L119 57V59H120V62H118L119 60H118V58H117V63H115V65L116 64H120V67L121 66H124V67H121V69H120V67L118 68V66L119 65H114L113 63L115 62L114 61V59H113V61H112V57ZM138 56V57H137ZM140 56H142V57H140ZM167 56V57H166ZM241 56H243L242 58H241ZM13 57V58H12ZM21 58V60H19V61H22V62H20L21 63V66L24 64L25 66L27 65V66H29V67H31L30 69L28 68L27 70H25L26 69V67H25V69H24V67L23 68H21L19 65V61H17V59H20ZM54 57V58H53ZM58 59H57V58ZM62 59H61V58ZM71 57H72V59H71ZM84 57H85V59H84ZM88 57V58H87ZM110 57H111V59H110ZM122 57L123 58H126V61H125V59H124V61H123V59H122ZM135 57V58H134ZM154 57V58H153ZM26 58V59H27ZM36 58V59H37ZM43 59V61L41 60V59ZM65 60H64V59ZM83 58V59H82ZM92 58V60L90 61L89 59H91ZM134 58V59H133ZM145 58V59H144ZM164 58V59H163ZM167 58V59H166ZM171 58H172V60H171ZM227 58H231V60H229V59H227ZM241 58V59H240ZM10 59V60H9ZM13 59V60H12ZM47 59H48V61H50L51 63V65H48L49 64V62H47ZM53 61V63H52V61ZM81 59L83 60V61H81ZM89 60V62H88V60ZM95 59H98V60H96V61H94ZM138 59V60H137ZM218 59V60H217ZM40 60H41V62H40ZM54 60H58V62L56 61V63H57V67H56V63L54 62ZM59 60H61L62 61V63H60V61ZM64 60V61H63ZM68 60V61H67ZM72 60V61H71ZM73 60H74V62H73ZM85 60H87V61H85ZM100 60H102V61H100ZM106 60V61H105ZM121 60H122V62H121ZM129 60H131V62L129 61ZM134 60H135V63H134ZM143 60H145V61H143ZM162 60H163V62H162ZM184 60V61H183ZM225 60V61H224ZM227 60H229V61H227ZM84 62L85 61V63H81L80 64V62ZM97 61H99V63H96ZM139 61V62H138ZM148 61V62H149ZM169 61H171L170 63H169ZM173 61V62H172ZM234 61H235V64H234ZM1 62V61H0ZM42 62H43V65H42ZM69 63V65H68V63ZM72 62V63H71ZM75 62H78V64H80L79 65V67H75V66H77V65H73V63H75ZM89 63L90 64V62L92 63V62H95L96 64H99V65H97L98 66V68H97V66H96V64L95 63H93L92 65L90 64V66H89V64H87L86 65V63ZM102 62H105V63H102ZM109 63V62H112V63H109V64H112V66L114 65V68L111 66V65H109V64H107V63ZM128 62V63H127ZM132 62H133V65H134V67H133V65H132ZM137 62V63H136ZM144 62H146L145 64H147L148 66H150L152 69H154L153 70V72H151V70L149 69V68H146V70H145V68H143V64H144ZM168 62V63H167ZM199 62V63H198ZM23 63V64H22ZM38 63V64H37ZM41 63V65L40 66H38L39 64ZM47 63V64H46ZM58 63H60L59 65H58ZM71 63V64H70ZM125 63H126V65H125ZM131 63V65H129V66H127L128 64H130ZM162 63V64H161ZM165 63V64H164ZM205 63H207L205 66H206V69H205V67L203 68V66H204V64ZM219 63V64H218ZM8 64L11 66H8ZM14 64V65H13ZM18 64V65H17ZM63 64V67L65 66L64 64H66V68H67V70H66V68L64 69V68H62V69H64V70H62L61 69V65ZM83 64L85 65L84 67H82L83 66ZM101 64H103V66H104V64L106 65V66H102L104 69H106V70H103L104 72L106 71L107 73H108V75L106 74V77L107 78H109V80H107L106 78H105V75L103 76L102 74H99V72H97L98 70L100 71L101 69H103L102 67H100L99 68V66H101ZM155 64V65H154ZM159 64V65H158ZM203 66H202V65ZM208 64L210 65V64H212L213 65V67H212V65H211V67H212V69L210 68V66L209 67H207L208 66ZM35 65H37L36 67H35ZM45 65V66H44ZM52 65H54V66H52ZM73 65V66H72ZM82 65V66H81ZM95 65V66H94ZM136 65H138V67H135ZM139 65H141V66H139ZM170 65H174V66H176L177 67V69H178V71L176 70V71H174V72H171V71H169L168 72V69L166 68V67H168V66H170ZM194 65L195 66H197V69H196V67H194ZM218 65V66H217ZM8 66V67H7ZM14 66V67H13ZM16 66H18L19 68H17ZM44 66V67H43ZM47 66V67H46ZM53 68H52V67ZM60 66V67H59ZM68 66H70L69 68H68ZM81 66V67H80ZM93 66V69L92 68H90V67H92ZM112 67L113 68V73H115V74H113L112 73V71H111V75L109 74L110 72H108V70L110 69L109 67ZM135 69H133L132 67ZM146 66V65H145ZM191 66H193V68L191 67ZM249 66V67H248ZM254 66V67H253ZM41 67V68H40ZM46 67V68H45ZM52 69H51V68ZM55 67V68H54ZM71 67H73V68H71ZM108 68V70H107V68ZM117 67V68H116ZM187 67V68H186ZM234 67V68H233ZM244 67V68H243ZM262 67V68H261ZM34 68H36V74L33 72V69ZM42 68H44V69H46V70H44V69H42ZM56 68H57V70H56ZM71 68V70L69 71L68 69H70ZM84 68V69H83ZM111 68V69H112ZM130 68V69H129ZM132 68V69H131ZM190 68H192L191 70H189ZM195 68V69H194ZM210 68V69H209ZM241 70H240V69ZM18 69V70H17ZM41 69V70H40ZM75 69V70H74ZM77 69V70H76ZM110 69V70H111ZM116 69H120L121 71H123L124 72V70H126L124 73H122V72H120V70H116ZM128 69V70H127ZM139 70L141 73H142V75L140 74V72L138 71L137 72V70ZM147 69H149L150 71H147ZM214 69V70H213ZM233 71H232V70ZM249 69H250V71H249ZM255 69V70H254ZM261 69V70H260ZM17 70V71H16ZM24 70H25V72H24ZM51 70V71H50ZM58 70H59V73H58ZM62 71V75H60L61 74V71ZM65 70L67 71V72H65ZM79 70V71H78ZM80 70H81V72H82V70H85V71H87V74H86V72H84L83 71V73L84 74H82V73H79L80 72ZM131 70L132 71H135V73L134 72H132V74L130 73L131 72ZM204 70H206L205 71V75H204V72H202V71H204ZM212 70V71H211ZM21 71V72H20ZM32 71V72H31ZM48 71H50V72H48ZM57 71V72H56ZM115 71V72H114ZM117 71V72H116ZM119 71V72H118ZM157 71V73H159V75H157V76H159V79H157L156 78V76L154 77L153 75H155V72ZM189 71V72H188ZM202 73H201V72ZM208 71V72H207ZM216 73H215V72ZM224 71H225V74H224V76L223 75H221L222 73H224ZM244 73H243V72ZM261 71H262V73H261ZM20 72V73H19ZM26 72L28 73V74H26ZM54 72V73H53ZM69 72V73H68ZM90 74H89V73ZM101 73H103L102 72V70L100 71ZM105 72V73H106ZM145 72V73H144ZM193 72V73H192ZM229 72V73H228ZM231 72V73H230ZM46 73V74H45ZM47 73H48V75L50 74V76H48L47 75ZM56 73L58 74V75H60V76H58V75H56ZM64 73V74H63ZM104 73V74H105ZM150 73H152V76H151V74ZM156 73V74H157ZM198 73V74H197ZM201 73V74H200ZM53 74H55L54 76H52ZM79 74H81L82 75V77L80 78L79 77ZM123 74V75H122ZM126 74H128L129 75V77L126 75ZM139 76H138V75ZM164 74H166V75H164ZM167 74H168V76H167ZM215 74V75H214ZM217 74H218V77H217ZM229 74V75H228ZM21 75V76H20ZM28 75V76H27ZM48 76L47 78H46V76ZM80 75V76H81ZM102 75V76H101ZM119 75V76H118ZM121 75V76H120ZM130 75H132V76H130ZM135 77H134V76ZM143 75H145V76H143ZM161 75H163L165 78H169L167 81L165 80V78L163 77V79H161L162 77H161ZM171 75H173V76H171ZM202 75V76H201ZM240 75H242V76H244V78H242L241 79V76ZM254 75V76H253ZM27 76V77H26ZM89 76V77H88ZM103 78V79H105L104 80V86H102L103 84V80L101 81V77ZM119 77L118 79L117 78H115V77ZM138 76V77H137ZM187 76V77H186ZM205 76V77H204ZM210 77V79L208 78V77ZM222 77L224 80H220L221 78L220 77ZM237 76H239V77H237ZM250 76V77H249ZM53 77V78H52ZM55 77H60V78H55ZM90 77L92 78V79H94V80H96L98 83H97V85H98V88L97 89H99V88H101V87H107V89L109 90V92L112 94V95H110V93L108 92V91H106V96H108V93H109V95H110V97H112V98H110V97H108L109 99H102V100H98V101H95V104H94V106H96V107H98L99 108V111L96 113L97 115H94L96 118H95V122H94V124H96V125H93V127H92V123H93V120H92V117H91V113H90V110H89V108H87V107H84V106H82V104H84V102H86L87 100L86 99H88L89 97H90V95H88V94H91V96H92V93L94 92L93 90H95V89H91L90 90V87H88V88H86V89H88V91L86 90V89H84L83 88V86L80 88V89H73V87H71V90H70V92L68 93V95H66V97H68V98H65L62 102L61 101H59V93L58 94H56L57 96L56 97H54V96H52V97H54L55 99H57L56 100V104H57V106H55L56 104H47L46 102H44V104H42V101H41V99L43 98V97H45L46 95H48V92L49 91H51V92H53V90H56L57 88L58 89H61V87L62 88H64V90H66V88H67V86L66 85H68L69 83H74V84H76L77 82H84L85 80H89L90 79ZM113 77V78H112ZM130 77H131V79H130ZM147 79H146V78ZM177 77H179V78H177ZM211 77H213L212 79H211ZM27 78V79H26ZM35 78V77H34ZM113 80H112V79ZM115 78V79H114ZM138 78H140V79H138ZM142 78V79H141ZM181 78H183L182 80H181ZM186 78L190 81V83H189V87H185L184 85H182V83L184 82V80H186ZM195 78V79H194ZM218 78H220L219 80L221 81V82H219V80H218ZM229 78H231V79H229ZM234 78V79H233ZM81 79H83L82 81H81ZM135 79H138V80H136L135 81ZM146 79V80H145ZM179 79H180V82H178L179 81ZM206 79H208V80H206ZM236 79V80H235ZM58 80H60V81H58ZM114 81V82H112V81ZM116 80V81H115ZM141 80H145L144 82L145 83H142L143 81H141ZM164 80H165V82H166V85H167V87L169 86V89L166 87V85L165 84H163V83H165L164 82ZM194 80L197 82H194ZM206 80V81H205ZM50 81H54V82H50ZM106 81V82H105ZM108 81V82H107ZM110 81V82H109ZM118 81V82H117ZM138 81V82H137ZM158 81V82H157ZM159 81H161L160 83H161V85H162V87L163 88H161L160 86V83H159ZM162 81H163V83H162ZM182 81V82H181ZM203 81H205V84H202V82ZM208 81H210V82H208ZM252 81V82H251ZM20 82V83H19ZM28 82H31V83H28ZM59 82H61V83H59ZM200 82V83H199ZM212 82V83H211ZM220 84H219V83ZM227 81H224V84L226 83ZM112 83V84H111ZM125 83V84H124ZM155 83V84H154ZM157 83L160 85H158V86H156L155 87V85H157ZM178 83H179V85H178ZM195 83V84H194ZM215 83H217V84H215ZM25 84H27L26 86H25ZM31 84V85H30ZM105 84H107V85H105ZM128 84V85H127ZM135 84V85H134ZM145 84V85H144ZM153 84L154 85V87H153V85H152V87H151V85ZM191 84V85H190ZM197 84H198V86H197ZM210 84H212V85H210ZM130 85V86H129ZM134 85V86H133ZM142 85H144V86H142ZM163 85H165V87L163 86ZM100 86V87H99ZM117 86V87H116ZM125 86H128L129 87V89H128V87H127V90H129V92H130V90L132 89L133 91H134V93H135V95H132V97H129V96H131L130 94L132 93L133 94V91L131 90V93H128L127 91H125L128 95H126V94H124L123 92H124V90H126V87ZM139 86V88L137 89V87ZM216 86V87H215ZM224 86V85H223ZM93 86H91V88H92ZM135 88V89H137L136 91H138V90H141V91H138V92H140L139 94H136L137 92L135 91V89H133V88ZM143 87V89H140V88H142ZM208 87V88H207ZM210 87H212L211 89H210ZM213 87H215V89H217L215 92L217 93L218 91H220V92H218V94H215L214 96H216V97H219V99H218V101L220 100H222V102H220L219 101V103L216 101H214V102H210V101H208V99L210 98L209 97V92L212 90V92H214L213 91ZM220 87V88H221ZM70 88V87H69ZM94 88V87H93ZM150 88V89H149ZM154 88L155 89H157L156 91L154 90ZM165 88H167L168 90H165ZM196 88V89H195ZM81 89H83V90H81ZM120 91H119V90ZM161 89V91H159V90ZM163 89H164V91H163ZM175 89V90H174ZM176 89H177V92H176ZM179 89V90H178ZM227 89V90H226ZM80 90V91H79ZM84 90H86V91H84ZM89 90H90V93H89ZM111 90V91H110ZM122 90H123V92H122ZM146 90V91H145ZM149 90V91H148ZM152 90V91H151ZM171 90V91H170ZM172 90H174V91H172ZM208 90V91H207ZM223 90V91H222ZM226 90V91H225ZM81 91H83V92H81ZM144 91V92H143ZM151 91V92H150ZM169 92V94H168V92ZM204 93H203V92ZM82 95V96H85V99L82 101V99H81V96H79L80 94ZM85 92V94L86 95H83V93ZM92 92V93H91ZM108 92V93H107ZM119 92H121V93H123V94H121V93H119ZM154 92V93H153ZM162 92L164 93V92H166V93H164V94H162ZM198 92V93H197ZM200 92H202V93H200ZM206 92H208V93H206ZM221 92H223V93H221ZM79 95H78V94ZM156 93H158V95H156ZM162 95H161V94ZM178 93V94H177ZM195 93V94H194ZM70 94V95H69ZM94 94V93H93ZM223 94V95H222ZM55 95V94H54ZM77 95H78V97H77ZM88 95V96H87ZM113 95H114V97H113ZM121 95H122V97H121ZM152 95H153V97H152ZM176 95V96H175ZM179 95V96H178ZM188 95H190V96H188ZM196 95H198V96H196ZM262 95V96H261ZM71 96H73V97H71ZM154 96H156V97H154ZM181 96V97H180ZM191 96H193V97H191ZM230 96V95H229ZM233 97H235V95H232ZM232 96L230 97V99L232 98ZM257 96V97H256ZM50 97H51V95H50ZM121 97V98H120ZM130 99H129V98ZM147 97V98H146ZM180 97V99L178 100V98ZM204 97V99H202ZM255 97H256V99H255ZM11 98V97H10ZM116 98H119V100H120V102L119 103H121L122 105L120 106V107H116V106H114V105H111V102H114V101H116ZM127 98H128V103L127 104H124L123 103V101L126 103L127 102ZM135 100H134V99ZM183 98V100H181ZM188 98V99H187ZM200 98V99H199ZM207 100H206V99ZM221 98V99H220ZM74 99V100H75ZM126 101H125V100ZM131 99H133L132 101L133 102H131L130 103V101H131ZM155 99V100H154ZM159 100L160 101V103L159 102H157V100ZM184 99H185V101H184ZM189 99H191V100H189ZM259 99V100H258ZM118 100V99H117ZM137 100V101H136ZM178 100V101H177ZM187 100H189V101H187ZM192 100L194 101V102H197V103H194L195 105L194 106H192L193 104V102H192ZM196 100V101H195ZM71 101V100H70ZM81 101V102H80ZM182 101V103H180ZM208 101V102H207ZM252 101V102H251ZM254 101V102H253ZM258 102V103H261V104H263V105H261L260 106V104H258V103H255V102ZM260 101V102H259ZM4 102V101H3ZM184 102H186L185 104H184ZM189 102H192L191 104L189 103ZM202 102V103H201ZM39 103H40V105H39ZM64 103H66V104H64ZM102 103H104L105 105H103ZM163 103V104H162ZM212 103V104H211ZM220 103H222L221 104V106H219L220 105ZM223 103H225L226 104V108H224L225 107V105L223 104ZM232 103L234 104V105H232ZM23 103H22V100L20 99V104H18V105H22ZM46 104V107H47V109L48 110H46V109H44L45 108V105ZM60 104V105H59ZM68 104V105H67ZM70 104V105H69ZM161 104V105H160ZM197 104V105H196ZM198 104H204V107H203V105H198ZM206 104V105H205ZM208 104V105H207ZM211 104V105H210ZM219 104V105H218ZM245 104H246V107H245ZM259 105V107H258V105ZM0 105H2V102H1V104ZM62 105V106H61ZM64 105H67V106H64ZM210 105V106H209ZM224 107H223V106ZM249 105V106H248ZM52 106L55 108H52ZM61 106V107H60ZM89 106H91V104H89ZM196 106V107H195ZM228 106V107H227ZM236 106V107H235ZM256 106H257V110H256ZM44 107V108H43ZM50 107H51V109H50ZM96 107H94V108H96ZM223 107V109H224V112H223V110L221 109V108ZM232 107L233 108H235L234 110H236L237 108H239V109H237V111H232L233 109H232ZM242 107H244V108H242ZM248 107H249V109L251 110V111H247V109H248ZM252 107V108H251ZM261 107V108H260ZM262 107H263V109H262ZM57 108V109H56ZM60 108H62V109H60ZM206 108V109H205ZM230 108H231V110H230ZM255 108V111L253 110V112H252V109H254ZM1 109V108H0ZM53 109V110H52ZM86 109V110H85ZM115 109H119L118 111L120 112V113H114L113 115H111L112 114V112H113V110H115ZM219 109L221 110V111H219ZM228 109V110H227ZM244 111L243 112V114H242V110ZM258 109H259V111H258ZM49 110H52V111H49ZM227 112H226V111ZM229 110H230V112H229ZM239 111V112H238ZM261 111V112H260ZM53 112V113H52ZM215 112H218V114H219V117H218V114L217 113H215ZM223 112V113H222ZM252 112V113H251ZM254 112H256L255 114H254ZM257 112H259V113H257ZM6 113V111H5V109H4V107L1 109V111H0V116H3V114H5ZM123 113V114H122ZM189 113V114H188ZM198 114L197 116H196V114ZM215 115H214V114ZM222 113V114H221ZM228 113H230V114H228ZM233 113H238V115H236V114H234V115H232ZM245 113V114H244ZM249 113V114H248ZM251 113V114H250ZM22 114V111H19L18 112V115H21ZM115 114H117V115H115ZM186 114H188V115H186ZM191 114V115H190ZM195 114V115H194ZM210 114H212L211 116H210ZM216 114H217V116H216ZM224 114H226L227 115V117L228 118H226V117H224ZM253 114V115H252ZM258 114H259V116H263L262 118L261 117H258ZM125 115H127V116H125ZM220 115H222V118L224 117V119L222 120V118L220 119ZM230 115V116H229ZM236 115V116H235ZM241 115H243V116H241ZM248 115V116H247ZM257 115V116H256ZM113 116V117H112ZM188 116V117H187ZM193 116V117H192ZM246 116V117H245ZM255 117V118H252V117ZM53 117V119H51V118ZM82 117V118H81ZM111 117V118H110ZM205 117V118H204ZM207 117V118H206ZM208 117L210 118V121L208 120ZM214 117V121H213V119L212 118ZM232 117V118H231ZM239 117V118H238ZM242 117V118H241ZM247 117H249V118H247ZM58 118V119H57ZM60 118V119H59ZM80 118H81V120H80ZM107 118V119H106ZM110 118V120H108ZM186 118V119H185ZM190 118V119H189ZM237 118L240 120V123L238 124V122H239V120L238 121H235V120H237ZM251 118V119H250ZM257 118V119H256ZM263 120H261V119ZM57 121H56V120ZM103 119V120H102ZM111 119H113L112 121H111ZM130 119V120H129ZM178 121H177V120ZM218 119H219V122L221 121V124H219V125H217L216 126V124H215V126H214V123H218L217 121H218ZM225 119H227V121L225 120ZM244 119H246L245 121H244ZM252 120V119H256L255 121H252L253 122V124H254V122L256 123V124H254V125H250V123H252L251 121H250V123H247L246 121L247 120ZM61 122H60V121ZM83 120H85V122L83 123ZM105 120L107 121V123L105 122ZM183 120H186V122L185 121H183ZM203 120H205V121H203ZM217 120V121H216ZM224 120L226 121V122H224ZM260 120V121H259ZM75 121V122H74ZM96 121L97 122H99V121H101L102 123H104V124H106V125H103L102 123L100 124V123H96ZM111 121V122H110ZM197 121V122H196ZM198 121L199 122H201L202 121V123H198ZM212 121V122H211ZM216 121V122H215ZM228 121H229V123H228ZM233 121V122H232ZM242 121H244L243 123H242ZM89 122V123H88ZM190 122V124H188V123ZM196 124H195V123ZM214 122V123H213ZM232 122V123H231ZM235 122H237V124L235 123ZM261 122H263V123H261ZM194 123V124H193ZM204 123V124H203ZM209 123V124H208ZM225 123H227V126H228V124L230 125L229 127H227L226 126V124ZM241 123L243 124V125H241ZM246 123L247 124H249V126L248 125H246ZM100 124V125H99ZM186 124V126H188V129H192V130H188L187 128H185L186 126H184ZM203 124V125H202ZM207 124V125H206ZM225 124V125H224ZM233 124V125H232ZM236 124V125H235ZM103 125V126H102ZM192 125V126H191ZM194 125V126H193ZM203 126V128L201 127V126ZM206 125V126H205ZM213 125V126H212ZM232 125V126H231ZM94 126H96V127H94ZM98 126V127H97ZM104 126H106V127H104ZM108 126V127H107ZM180 126H184L183 128H181ZM198 128H197V127ZM221 126H223V130H225V132L224 133H222L221 132ZM237 127V129H236V127ZM239 126V127H238ZM181 128V130H179L180 128ZM205 127L207 128L208 127V129H205ZM215 127H217V128H215ZM220 129H219V128ZM44 128V129H43ZM137 128V127H136ZM200 128V129H199ZM212 128H214L213 130H215V131H213L212 130ZM239 128V129H238ZM143 129V128H142ZM203 129V130H202ZM231 129V130H230ZM234 129V130H233ZM236 129V130H235ZM87 130V129H86ZM104 130V131H103ZM167 130V131H168ZM196 132H195V131ZM208 130V131H207ZM212 130V131H211ZM218 130V131H217ZM38 131V130H37ZM181 131V133H177V132H180ZM192 131H194V132H192ZM205 132V134L204 133H202V132ZM232 131H235V132H232ZM209 132V133H208ZM219 132H220V134H219ZM197 133V134H196ZM201 133L204 135V136H202L201 135ZM82 134H86V136H89V134H88V132H83ZM232 134V135H231ZM183 135V136H182ZM228 135V136H227ZM231 135V136H230ZM73 136H75L76 137V135L74 134V135H72V136H70L71 138L73 137ZM230 136V138L231 139H229L228 137ZM75 137H73V138H75ZM177 137V138H176ZM181 137H186L187 138V140H186V138H181ZM1 138L3 139V138H5V135L4 134H1ZM122 139H125V138H127L126 137V135H125V138H123V137H121ZM178 138L180 139L181 138V140H179L178 141ZM152 139H154V140H152ZM191 139V140H190ZM192 139L194 140V141H196L197 142V140H198V142H200V143H202V144H198V142L196 143V142H194V143H196V145L198 144V145H203V146H201V147H198V145L196 146L195 144H192ZM174 140V141H173ZM177 142H176V141ZM183 140V141H182ZM189 140V141H188ZM156 141V142H155ZM186 141H188L187 143H184V142H186ZM190 141H191V143H190ZM202 141V142H201ZM207 141V142H206ZM250 141V143L249 144H251L252 143V146H254L253 147V149H252V146L251 145H247V143ZM261 141L263 142V144L261 143ZM174 142H175V144H174ZM204 142V143H203ZM246 142V143H245ZM183 144L184 143V147H182V148H176V147H178V145L179 144ZM208 143V144H207ZM212 143V144H211ZM243 143L245 144V145H243ZM38 144L39 145H45V144H43V142L41 141V142H38ZM172 144V145H171ZM177 144V145H176ZM189 144H191L190 146H189ZM211 144V145H210ZM216 144V145H215ZM259 144V145H258ZM261 144V145H260ZM149 145V146H148ZM186 145H187V147H186ZM212 145H214L213 146V148H211L212 147ZM256 145V146H255ZM258 145V146H257ZM124 148L123 149H117L116 147H114V146H112L110 143H108V142H105V143H103V144H101V153L103 154L105 151H110V150H112V152H110L111 154H109V155H106V156H109V157H119V155H120V153L121 152H124V151H126L128 148H126L128 145H122ZM165 146H170V149L168 148H166ZM176 146V147H175ZM189 146V147H188ZM206 146V147H205ZM211 146V147H210ZM222 146H223V148H222ZM227 146V147H226ZM135 147H137V148H135ZM175 147V148H174ZM198 147V148H197ZM202 147L203 148H205V150L203 149V151H202ZM226 147V148H225ZM228 147H229V152L231 153V154H227L226 155V153H228ZM242 147V148H241ZM150 148V149H149ZM176 149V150H174V149ZM191 148V149H190ZM209 148V149H208ZM211 148V149H210ZM221 150H220V149ZM248 148V149H247ZM178 149H180V150H178ZM193 149V150H192ZM201 149V150H200ZM240 149V150H239ZM246 149V150H245ZM250 149H252V150H250ZM161 150V151H160ZM171 150H172V152H171ZM174 150V151H173ZM201 151V155H200V151ZM218 150L220 151V152H218ZM245 150V151H244ZM131 151V149H128L127 150V153L128 152H130ZM133 151V150H132ZM168 151H170V153H172V154H170ZM178 151V152H177ZM184 151V152H183ZM206 151V152H205ZM213 151V152H212ZM224 153H223V152ZM253 151V152H252ZM173 152H175V153H173ZM226 152V153H225ZM197 153V154H196ZM207 153V154H206ZM213 153H215L216 154V156H215V154L214 155H212ZM217 153H219V154H217ZM222 153L225 155H223L224 156V158L223 159H221L222 158ZM255 153V154H254ZM260 155V157H259V155ZM238 154V155H237ZM241 154V155H240ZM257 154V155H256ZM170 155L172 156V155H174L175 157H179V159H176L174 156H172L173 157V159H172V157H170ZM177 155V156H176ZM180 155V156H179ZM198 155V156H197ZM205 155V156H204ZM217 155H220V156H217ZM201 156H204V157H201ZM226 156H228V157H226ZM197 157H198V159H197ZM214 157V158H213ZM257 159H256V158ZM176 159V163L175 162H173V161H171V159L172 160H175ZM204 158V159H203ZM227 158V159H226ZM169 159V160H168ZM194 159H197V160H194ZM201 159V160H200ZM202 159H203V161H202ZM215 159V160H214ZM219 159V160H218ZM200 160V161H199ZM214 162H213V161ZM156 161V162H155ZM180 162V163H178V162ZM198 161V162H197ZM217 161H219V162H217ZM168 162V163H167ZM189 162H192V163H195V166L196 165H201V168L203 169V174H201V175H203V176H201L202 178L203 177H207V178H209V176H210V180H209V183H210V186H203L202 187V184H200L199 183V181L196 179V176H198L197 174H196V172H195V170L193 169V167L191 168V167H189V166H187L186 164L187 163H189ZM211 162V163H210ZM212 162H213V164L214 165H212ZM165 163L168 165V166H166L165 165ZM138 164V165H137ZM174 164H176V165H174ZM180 164V165H179ZM137 165V166H136ZM172 165V166H171ZM174 165V166H173ZM144 167L145 168V170H142L143 169V167L141 168H137V170L135 169L136 167ZM149 166V168H147ZM179 168H178V167ZM159 167L160 168H162V170H163V172H162V170H160L159 169ZM172 169H171V168ZM176 168V169H175ZM178 168V169H177ZM213 168H215V170L213 169ZM217 168V169H216ZM147 169V170H146ZM175 169V170H174ZM165 170V171H164ZM172 170V171H171ZM174 170V171H173ZM177 170V171H176ZM206 170V171H205ZM219 170H221V169H219ZM155 171V172H154ZM159 171V172H158ZM179 171V172H178ZM186 171V172H185ZM177 174H176V173ZM211 172V173H210ZM218 172V173H217ZM173 173V175H171ZM157 174V175H156ZM167 174H168V176H167ZM176 174V175H175ZM213 174V175H212ZM216 174H217V176H216ZM143 174H141V175H138V177H140V176H142ZM208 175V176H207ZM216 176V177H213V176ZM144 176V175H143ZM167 176V177H166ZM170 176H172V178L170 177ZM218 176H219V178H218ZM222 176V177H221ZM158 177V178H157ZM164 177H165V179H164ZM178 177V178H177ZM213 179H212V178ZM227 177L228 178H232V180H230V179H227ZM173 178H175V181L173 180ZM225 178L228 180H225ZM234 178V179H233ZM170 179V180H169ZM180 179V180H179ZM217 179H221V180H217ZM157 180V181H156ZM173 180V182L171 183V181ZM182 180V182L184 181L185 182V180H186V183H180V181ZM226 182H225V181ZM149 181V182H148ZM176 181H178V182H176ZM189 181H192V182H190L189 183ZM211 181V182H210ZM188 182V183H187ZM214 182V183H213ZM223 182V183H222ZM147 183H150L149 185H147ZM209 183H205L204 185H209ZM145 184L147 185V186H145ZM174 184V185H173ZM220 184V185H219ZM233 184V183H232ZM112 185V186H111ZM126 185V186H125ZM143 185V186H142ZM191 185V184H190ZM138 186V187H137ZM261 186L262 187H260L259 189H257L256 187H254V191L255 192H261L262 190L261 189H263V184H261ZM130 187V188H129ZM148 187V188H147ZM135 189H138V190H135ZM150 189V190H151ZM153 189H152V191H153ZM129 190V191H128ZM149 190V191H150ZM137 192V194H140V192ZM151 192V191H150ZM128 193H129V195H128ZM133 193V194H132ZM184 195V196H183ZM203 195H204V193H203ZM179 196L180 197H182V198H191V193H184V192H181L180 194H179ZM112 197V196H111ZM153 198H154V196H153ZM150 201H152V199H149ZM145 202H146V199L141 203V205H145ZM209 205H211V204H209ZM135 207V205H130V208L129 207H127L126 209H124V210H122V211H120V212H118L119 213V223H124L125 224V226H126V230H130V231H135V230H137L138 229V231H143L147 226H151V224L148 222V221H144L145 222V224L143 223V221H138V217L137 216H135V215H133V214H131L132 212H133V209L132 208H134ZM137 207V206H136ZM246 212H248V211H246ZM250 214H253V212H251ZM260 216H262V218L264 217V214H260L259 215V217ZM255 220V221H254ZM253 221H251V222H249L248 224H243V225H241L240 227V231L243 229V233H249V235H251V234H254V232L255 231H257V230H261V229H263L264 230V224H263V222H261L262 220H261V218H256V219H254ZM118 225V224H117ZM162 225H166V222L164 221L163 223H162ZM119 226V225H118ZM119 229L120 230H123L120 226H119ZM250 231H249V230ZM124 230H125V228H124ZM252 231V232H251ZM159 240L160 241H162V242H164V239H163V237H161V238H159ZM264 238L263 239H261V243L262 244H264ZM262 250H264V246L262 247ZM250 254H252V253H250ZM249 254V258L248 257H246L245 256V258H243V260L241 261V264H263L264 263V251H262V252H260V253H258L257 251H256V253L255 254H253V255H250ZM220 255V251L219 250H217V251H215V253H214V256L215 257H218ZM251 256V257H250ZM257 257V258H256ZM249 259V260H248ZM255 259L257 260L258 259V261H255ZM261 261V263H259ZM245 262V263H244ZM176 264H186V263H181V262H177ZM238 264H240V263H238Z\"/></svg>",
	"mask_w": 264,
	"mask_h": 264
}]
</instances>
